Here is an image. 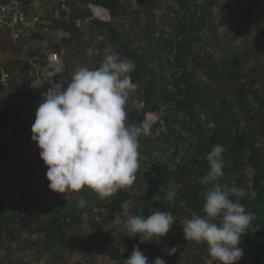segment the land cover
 I'll use <instances>...</instances> for the list:
<instances>
[{
    "label": "trees",
    "instance_id": "16d2710c",
    "mask_svg": "<svg viewBox=\"0 0 264 264\" xmlns=\"http://www.w3.org/2000/svg\"><path fill=\"white\" fill-rule=\"evenodd\" d=\"M61 3L69 10L48 26L56 31L55 41L49 32L18 40L0 32L1 50L14 52L0 62L13 89L0 97V166L21 177L7 183L0 175V264H125L134 246L149 264L157 257L166 264H220L210 258L206 243L185 240L182 229L192 213L204 215L208 186L201 178L217 144L226 149L219 183L243 188L239 202L254 217L241 237L244 254L236 264H264V0ZM88 3L107 8L110 19L76 25L88 16ZM253 20L255 36L237 40L239 22ZM34 39L40 42L35 48L29 45ZM50 51L63 62L53 81L63 79L64 87L76 69H96L107 54L119 53L134 65L130 75L139 86L126 101V124L146 122L148 111L159 118L150 134L139 137L133 185L106 198L87 186L64 194L49 189L47 166L31 140L46 90L28 84L39 73L51 87L45 74L54 63ZM160 147L170 156L157 154ZM158 209L171 211L175 219L158 244L128 236L130 215L147 218ZM164 248L176 251L168 255Z\"/></svg>",
    "mask_w": 264,
    "mask_h": 264
},
{
    "label": "clouds",
    "instance_id": "9594fccd",
    "mask_svg": "<svg viewBox=\"0 0 264 264\" xmlns=\"http://www.w3.org/2000/svg\"><path fill=\"white\" fill-rule=\"evenodd\" d=\"M64 70L57 60L48 65L45 74L51 87L42 93L31 140L40 149L39 156L47 166L48 187L55 193L80 191L87 186L106 198L136 180L139 137L150 134V124H126L125 105L131 91L134 65L119 53L107 54L100 66H81L64 87L63 79L53 81ZM226 149L217 144L207 155L209 170L201 178L208 186L202 212L192 213L182 224L184 239L207 244L208 254L220 264H236L243 257L239 247L254 217L239 202L245 190L219 183L224 175ZM170 190L168 198H175ZM233 197L236 199L233 200ZM84 203V201H81ZM175 222L171 211L155 210L145 218L130 215L126 221L129 237H140V243L156 242L165 237ZM168 255L175 248L162 249ZM125 264H149L148 258L134 246ZM152 264H166L160 257Z\"/></svg>",
    "mask_w": 264,
    "mask_h": 264
},
{
    "label": "built area",
    "instance_id": "2783aa9c",
    "mask_svg": "<svg viewBox=\"0 0 264 264\" xmlns=\"http://www.w3.org/2000/svg\"><path fill=\"white\" fill-rule=\"evenodd\" d=\"M43 0H31L26 4L23 0H0V32L4 35H9L13 40H18L23 34L30 35L34 33L42 23L40 16V6H44ZM88 16L76 19V25H81L89 20L98 19L101 21H108L110 19V12L107 8L95 4L88 3ZM69 10L65 3L58 4L55 9L51 11L49 18H56L61 15V12ZM48 18V17H46ZM40 25V26H39ZM48 59L51 62H56L59 59L57 51H50ZM159 116L155 111H148L145 114V120L152 125L157 122Z\"/></svg>",
    "mask_w": 264,
    "mask_h": 264
},
{
    "label": "rangeland",
    "instance_id": "374dc122",
    "mask_svg": "<svg viewBox=\"0 0 264 264\" xmlns=\"http://www.w3.org/2000/svg\"><path fill=\"white\" fill-rule=\"evenodd\" d=\"M44 2V6H43V8L40 6V12H41V14H40V16H41V18H42V23H41V26L39 27V30L37 29L34 33H40L41 31L42 32H49V35H50V38H49V40L50 41H52V40H54L55 41V36H56V31L55 30H51V31H49V24L51 23V22H53V18H46V16L47 15H50V16H52L51 15V11L53 10V9H55L56 8V6L62 1V0H43ZM215 12H217V13H219V7H217L216 9H215ZM49 16V17H50ZM53 17V16H52ZM58 18V17H57ZM242 21H244V20H242ZM239 22V25H238V28L239 29H237V40L238 39H241L242 37H244L243 39L244 40H246V38H247V40H248V38H249V35H250V37H254L255 35H253V33H255L256 32V30H255V32H254V30L252 29V25H256V20H253V21H251V22ZM249 28L251 29V31H250V34L249 33H247V32H249ZM34 33H32V34H34ZM247 34L246 36H245V34ZM52 34H53V36H52ZM55 34V35H54ZM46 35V34H45ZM52 36V37H51ZM42 42H44L45 41V39H44V41L43 40H41ZM31 42V41H30ZM40 42H38V40H33L32 41V43H30L29 45H31V47H36L37 46V44H39ZM234 43V42H233ZM243 43H245L244 41H243ZM249 44V43H248ZM2 49V46H1V43H0V62H2V60H4V56H6V55H9V56H11L12 54H14V52H12V51H3V50H1ZM32 58H30V60H31ZM32 62H34V60H32ZM260 66H261V64H262V66L264 65V59H262V60H260ZM35 66L37 67L38 66V63H36L35 64ZM4 66L2 65V63H0V97H2V96H4V95H6V94H8L9 92H12V90L13 89H11L10 87H8V83H7V71H6V69H4L3 68ZM263 69V72H264V68H262ZM264 75V74H263ZM48 83L46 82V80H44L41 76H40V74L38 73V74H36L35 75V77L33 78V80L28 84L29 86H31V85H33V86H41V88H43V89H45L46 91L50 88L48 85H47ZM46 91H42L41 92V94L42 93H44V92H46ZM40 94V95H41ZM41 97H42V95H41ZM43 98V97H42ZM20 136V135H19ZM156 150V149H155ZM156 153L157 154H160V155H162L163 157L164 156H170V150L168 149V148H165V147H160L159 149H157L156 150ZM15 172H14V168H12L10 171L7 169V166L6 165H3V166H0V175H4V176H6L7 177V180H6V182L8 183L9 181H14V182H18L19 180H20V176L17 174V175H12V174H14ZM3 177V176H2ZM14 188H17V186H14ZM77 199L78 200H81V197H77ZM97 211V210H96ZM96 211H95V213H96ZM26 259H29V257H27ZM28 261V260H27Z\"/></svg>",
    "mask_w": 264,
    "mask_h": 264
}]
</instances>
